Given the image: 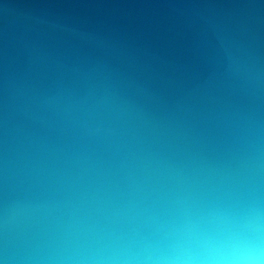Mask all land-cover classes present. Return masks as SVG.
Masks as SVG:
<instances>
[{"label": "clouds", "instance_id": "obj_1", "mask_svg": "<svg viewBox=\"0 0 264 264\" xmlns=\"http://www.w3.org/2000/svg\"><path fill=\"white\" fill-rule=\"evenodd\" d=\"M0 264H264V0H0Z\"/></svg>", "mask_w": 264, "mask_h": 264}]
</instances>
